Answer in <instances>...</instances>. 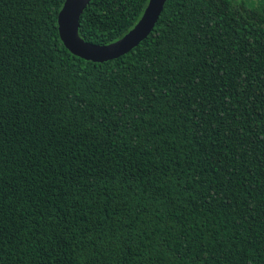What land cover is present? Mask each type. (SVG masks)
<instances>
[{
	"label": "trees",
	"instance_id": "1",
	"mask_svg": "<svg viewBox=\"0 0 264 264\" xmlns=\"http://www.w3.org/2000/svg\"><path fill=\"white\" fill-rule=\"evenodd\" d=\"M63 0H0V264H264V0H165L93 62ZM147 0H90L109 43Z\"/></svg>",
	"mask_w": 264,
	"mask_h": 264
},
{
	"label": "water",
	"instance_id": "2",
	"mask_svg": "<svg viewBox=\"0 0 264 264\" xmlns=\"http://www.w3.org/2000/svg\"><path fill=\"white\" fill-rule=\"evenodd\" d=\"M90 0H63L56 14L59 40L73 55L93 62L114 59L137 45L152 29L165 0H147L135 23L120 37L106 44L84 41L77 33L78 20Z\"/></svg>",
	"mask_w": 264,
	"mask_h": 264
}]
</instances>
